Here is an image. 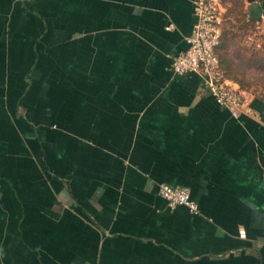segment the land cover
<instances>
[{"label": "crops", "instance_id": "1", "mask_svg": "<svg viewBox=\"0 0 264 264\" xmlns=\"http://www.w3.org/2000/svg\"><path fill=\"white\" fill-rule=\"evenodd\" d=\"M196 7L0 0V264H264V100L173 72Z\"/></svg>", "mask_w": 264, "mask_h": 264}, {"label": "built area", "instance_id": "2", "mask_svg": "<svg viewBox=\"0 0 264 264\" xmlns=\"http://www.w3.org/2000/svg\"><path fill=\"white\" fill-rule=\"evenodd\" d=\"M198 19L187 35V48L173 56L171 68L174 73L186 74L199 72L204 84L214 96L217 103L235 113L251 112L248 97L249 90L242 89L224 74L217 46L222 34V5L219 0H195ZM159 194L171 206L186 205L190 210L199 211L198 202L192 197L189 187L172 185L167 182L159 184ZM246 236V231L240 232ZM72 264H78L74 262Z\"/></svg>", "mask_w": 264, "mask_h": 264}, {"label": "rangeland", "instance_id": "3", "mask_svg": "<svg viewBox=\"0 0 264 264\" xmlns=\"http://www.w3.org/2000/svg\"><path fill=\"white\" fill-rule=\"evenodd\" d=\"M219 1L222 5V32L229 38L230 56L240 68L243 80L250 83L246 88L264 100V69L255 59L249 58L252 48L264 46V20L249 21L244 0ZM222 68L226 72L224 65Z\"/></svg>", "mask_w": 264, "mask_h": 264}, {"label": "trees", "instance_id": "4", "mask_svg": "<svg viewBox=\"0 0 264 264\" xmlns=\"http://www.w3.org/2000/svg\"><path fill=\"white\" fill-rule=\"evenodd\" d=\"M248 16V20L251 22L257 21L255 18L249 16V13L246 14ZM235 26V25H234ZM234 35V32H233ZM248 50V49H247ZM217 53L220 57L221 66L224 65L226 72L224 74L227 77L235 79V81L239 82L240 87L242 89L249 90L246 88L250 85V83L245 82L243 76L241 75L240 68L237 66L235 60L230 56V42L228 36L225 34H221L220 43L217 46ZM251 59H255V62L264 69V46L255 47L251 49V54L249 56ZM250 91V90H249Z\"/></svg>", "mask_w": 264, "mask_h": 264}]
</instances>
